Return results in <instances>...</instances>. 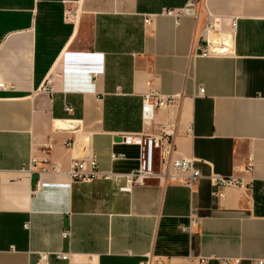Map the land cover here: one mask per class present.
Returning a JSON list of instances; mask_svg holds the SVG:
<instances>
[{
    "label": "crops",
    "instance_id": "crops-1",
    "mask_svg": "<svg viewBox=\"0 0 264 264\" xmlns=\"http://www.w3.org/2000/svg\"><path fill=\"white\" fill-rule=\"evenodd\" d=\"M191 1L0 0V264L264 259V0L177 15ZM208 42L229 54L200 55ZM152 92L179 103L144 123ZM171 122L193 188L70 178L75 160L137 171L124 136Z\"/></svg>",
    "mask_w": 264,
    "mask_h": 264
},
{
    "label": "built area",
    "instance_id": "built-area-1",
    "mask_svg": "<svg viewBox=\"0 0 264 264\" xmlns=\"http://www.w3.org/2000/svg\"><path fill=\"white\" fill-rule=\"evenodd\" d=\"M206 9V2L204 0H192L186 9L179 12L177 15L190 14L194 17L200 15V10ZM173 15V12H169ZM211 17L210 14H208ZM217 21H219L217 19ZM198 46L197 51L200 55H219L226 56L229 54V49L226 45L218 47ZM196 51V52H197ZM3 89L4 85H0ZM179 103L177 97H162L154 92L147 94L144 97L142 108V119L144 123L154 122L155 111L162 106H176ZM176 125L169 123L165 126L154 127L149 134L127 135L124 136V141L129 145H139L141 148L140 166L139 169L128 175H118L113 173H102L98 171L95 160L91 161L93 171L88 174L84 170V163L80 160H75L72 163L69 176L72 180H88L94 177H100L115 184H120L124 181L125 186L121 188L122 192L130 193L133 186H143L148 180L160 179L165 182L180 183L188 188L193 186L202 178V175L194 167L192 161L175 159L176 152ZM158 166L159 169H156ZM235 178H221L213 179L214 187L228 186L237 183ZM65 236H69V232H65ZM65 258V255H59ZM42 259H46L47 255H41ZM238 262V261H237ZM223 264H230L231 260L222 261ZM251 264H264V259L252 260Z\"/></svg>",
    "mask_w": 264,
    "mask_h": 264
},
{
    "label": "bare ground",
    "instance_id": "bare-ground-1",
    "mask_svg": "<svg viewBox=\"0 0 264 264\" xmlns=\"http://www.w3.org/2000/svg\"><path fill=\"white\" fill-rule=\"evenodd\" d=\"M212 34H213V32L210 33V39H211L212 41H216L217 38H216V37L214 38ZM209 41H210V40H209ZM225 41L228 42V43L230 44V43H231V41H230V36H228V37L226 38ZM219 42H220V41H219Z\"/></svg>",
    "mask_w": 264,
    "mask_h": 264
}]
</instances>
